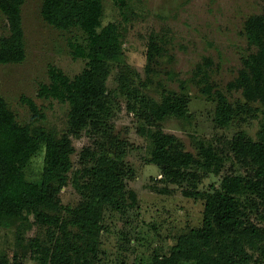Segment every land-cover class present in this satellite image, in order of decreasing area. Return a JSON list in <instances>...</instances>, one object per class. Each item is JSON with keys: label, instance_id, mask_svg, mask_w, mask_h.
I'll return each instance as SVG.
<instances>
[{"label": "rangeland", "instance_id": "rangeland-1", "mask_svg": "<svg viewBox=\"0 0 264 264\" xmlns=\"http://www.w3.org/2000/svg\"><path fill=\"white\" fill-rule=\"evenodd\" d=\"M43 2L24 1L26 59L19 64H0V95L17 120L29 127L32 114L22 97L33 99L46 116L40 125L62 135L67 133L68 105L42 99L38 92L42 84L50 82L51 66L70 78L85 69L86 57L75 55L72 44L87 51L88 41L78 28L58 30L46 23L41 14ZM262 14L264 0H104L103 25L119 24L123 55L110 63L109 113L72 137L73 169L60 194L65 208L62 217L72 219L73 211L81 207L84 196L76 188V180L87 182L90 176L82 170L98 166L103 156H114L124 170L127 199L123 212L111 205L103 207L96 251L85 264H155V258L171 254L180 238L199 236L206 198L221 187L225 176L256 178V167L239 160L232 144L239 136L260 140L264 104L230 84L245 69L243 59L257 52L249 45L245 28L250 17ZM10 34L7 17L0 10V40ZM153 43L159 50L150 60ZM166 93L184 94L189 99L187 118L169 116L156 121L141 115L145 109L139 105V97L161 102ZM218 93L235 109L226 124L218 119ZM158 128L174 136L181 149L194 157L176 179L167 177L152 160L153 139L143 131ZM203 147L211 148L220 159L219 170L203 166ZM44 158L42 149L26 167L30 181H40ZM131 192L135 199L129 196ZM245 201L247 220L264 227L259 201L253 196ZM68 228L73 234L79 232L72 225ZM18 232L24 234L23 249L15 245ZM62 239L60 228L34 216L0 219V258L5 257L9 264H50L32 241H38L39 249H53ZM250 252L256 264H264L260 251Z\"/></svg>", "mask_w": 264, "mask_h": 264}, {"label": "trees", "instance_id": "trees-1", "mask_svg": "<svg viewBox=\"0 0 264 264\" xmlns=\"http://www.w3.org/2000/svg\"><path fill=\"white\" fill-rule=\"evenodd\" d=\"M24 1L0 0V10L7 17L11 33L0 40V64H19L26 59ZM41 14L46 23L58 30L78 28L87 36V51L72 44L75 55L86 57L87 64L74 78L51 66L50 82L42 84L38 92L42 99L68 105L65 134L59 135L54 129L40 125L46 116L28 97H22V102L31 111L32 125H22L7 100L0 95V219L34 216L39 222L60 228L63 239L53 249H39L37 240L32 241V246L38 249L40 256H46L50 264H85L96 251L103 207L111 205L122 212L125 210L124 170L111 155L101 157L96 167L84 168L81 173H86L90 179L84 184L76 180V188L84 196V202L73 211L70 220L62 217L65 208L60 194L68 186L73 169L75 148L72 137H78L109 113L110 63L123 55V34L115 22L103 25L104 0H44ZM245 31L249 45L256 47L257 52L243 59L245 69L230 85L243 89L245 96L264 104V14L250 17ZM158 50V45L153 43L148 51L150 60L156 57ZM208 92H212L211 88ZM218 95V119L221 124H226L232 120L235 109L223 94ZM137 101L145 109L141 115L149 120L164 121L169 116L187 118L188 115L189 99L184 94L166 93L161 102L147 96H141ZM262 128L259 141L239 136L232 144L239 160L256 167V178L225 176L221 187L206 198L199 236L180 238L171 254L155 258V264H256L250 251L257 250L264 255V227L248 221L244 210L247 206L245 198L253 196L259 201L264 221ZM143 133L153 139L152 160L161 166L167 177H180L183 169L194 162L193 155L183 151L182 144L162 129H147ZM42 149L45 158L41 179L33 182L27 178L25 169ZM203 154L206 157L203 166L219 170L220 159L212 149L203 147ZM129 196L136 198L133 192ZM68 225L77 227L79 232L73 234ZM15 241L17 249L25 248L22 232L17 233ZM84 242L86 245L82 246ZM0 264H9L8 259L1 257Z\"/></svg>", "mask_w": 264, "mask_h": 264}]
</instances>
